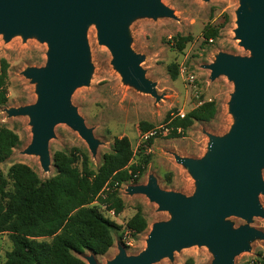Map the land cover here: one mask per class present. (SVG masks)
<instances>
[{"label":"water","instance_id":"obj_1","mask_svg":"<svg viewBox=\"0 0 264 264\" xmlns=\"http://www.w3.org/2000/svg\"><path fill=\"white\" fill-rule=\"evenodd\" d=\"M238 1L234 36L249 55L220 52L203 66L210 80L224 76L233 85L228 102L232 126L222 136L207 134L201 158L173 155L194 181L191 196L161 189L154 175H148L146 184L126 187L128 195L145 196L169 219L152 224L140 253L128 255L118 245L117 255L105 264H155L192 246L206 247L211 264H235V257L251 250V242L264 241V233L249 225L254 218L264 219L259 202L264 197V0ZM142 18L176 19L162 0H0L5 42L20 36L47 46L44 66L22 72L35 85V103L4 110L8 118H29L31 142L22 154L37 156L43 172H49V142L59 124L76 132L93 157L100 145L71 103L73 92L89 84L93 69L86 38L90 26L123 84L160 100L156 84L140 66L145 57L131 48L129 26ZM230 217L246 224L235 228ZM89 254L84 261L99 264Z\"/></svg>","mask_w":264,"mask_h":264},{"label":"rangeland","instance_id":"obj_2","mask_svg":"<svg viewBox=\"0 0 264 264\" xmlns=\"http://www.w3.org/2000/svg\"><path fill=\"white\" fill-rule=\"evenodd\" d=\"M174 11L176 19L142 18L134 20L129 26L132 50L145 57L140 64L145 76L156 84V92L161 97L155 101L123 84L120 75L111 65V55L106 47L99 45L96 30L90 26L87 31V43L90 52L92 73L87 86L77 88L71 103L77 108L87 127L92 128L95 139L100 143L93 157L86 143L65 124L54 128V137L49 142L50 169L42 171L37 156L22 154L31 142L29 118L18 116L8 118L5 111L35 103V85L26 79L22 72L30 67H42L46 62L47 46L35 38L23 40L20 36L5 42L0 35V61L8 64L7 89L8 102L0 108V122L15 132L20 145L13 150L11 157L0 163V172L6 174L14 164H23L33 170L41 181L56 175L55 157L76 156L80 152L88 157L89 168L96 171L103 162V157L110 154L115 139L127 138L134 151L136 162L140 156L149 155L150 163L139 184H146L148 175H154L159 187L166 191H176L191 196L194 192V181L188 172L173 158H201L206 153L207 134L222 136L233 124L228 112V102L233 92V85L224 76L210 80V71L204 65L214 61L220 52L248 56L249 53L235 40V12L239 7L238 0H162ZM215 33V36L213 34ZM176 36L189 37L190 41L183 50L176 49ZM177 68V77L172 80L168 68ZM213 101L217 113L208 123L194 122L183 137L168 139V131L162 124L168 112L174 115L186 114L204 102ZM147 123L154 128L147 134H141L138 126ZM154 135L150 148L141 150L148 136ZM79 165V163H78ZM264 180V169L262 170ZM124 185L120 190L124 210L114 216L96 203L102 214L120 227L113 234V246L104 255H96L99 264H105L118 253L117 246H124L128 255H137L145 248V241L152 224L166 221L169 214L159 212L157 206L142 195H128ZM264 209V197L259 196ZM141 210L147 229L139 235L132 236L127 223ZM233 226L246 224L245 221L227 218ZM264 233V219L254 218L249 224ZM7 234H0V264L5 262L6 253L11 250ZM251 250L235 257V264H250L264 258V241L250 243ZM90 254L85 251L82 259ZM84 260V259H83ZM211 264L212 255L206 247L192 246L174 252L173 258H164L155 264ZM86 263V262H85ZM87 264V263H86Z\"/></svg>","mask_w":264,"mask_h":264},{"label":"trees","instance_id":"obj_3","mask_svg":"<svg viewBox=\"0 0 264 264\" xmlns=\"http://www.w3.org/2000/svg\"><path fill=\"white\" fill-rule=\"evenodd\" d=\"M215 36V33L213 34ZM189 37L176 36V49L182 51ZM8 64L0 61V108L8 102ZM172 80L177 68H168ZM217 113L216 104L204 102L179 118L168 112L163 125L168 139L184 136L194 122L208 123ZM154 126L140 123L141 134ZM154 135L148 136L141 150L150 148ZM20 145L18 135L0 122V163L6 162ZM127 138L115 139L111 153L103 157L101 166L93 171L88 157H55L56 175L41 181L23 164L12 165L6 174L0 172V234H7L11 250L3 264H86L79 257L85 251L104 255L113 246V234L120 229L106 218L94 203L116 217L124 210L120 190L127 184H139L150 163L143 155L136 162ZM79 163V165H78ZM132 236L147 229L146 220L137 209L127 223ZM264 264V258L255 261ZM186 264H192L188 260Z\"/></svg>","mask_w":264,"mask_h":264},{"label":"built area","instance_id":"obj_4","mask_svg":"<svg viewBox=\"0 0 264 264\" xmlns=\"http://www.w3.org/2000/svg\"><path fill=\"white\" fill-rule=\"evenodd\" d=\"M184 115H185V114L180 113V114H178V117H179V118H183ZM150 134H152V133H150ZM250 264H256V263H255L254 261H252Z\"/></svg>","mask_w":264,"mask_h":264}]
</instances>
